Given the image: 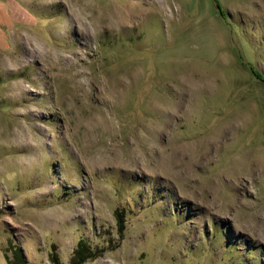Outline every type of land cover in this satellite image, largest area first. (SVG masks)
I'll return each mask as SVG.
<instances>
[{
    "label": "rangeland",
    "instance_id": "374dc122",
    "mask_svg": "<svg viewBox=\"0 0 264 264\" xmlns=\"http://www.w3.org/2000/svg\"><path fill=\"white\" fill-rule=\"evenodd\" d=\"M0 227L12 263L264 264V0H0Z\"/></svg>",
    "mask_w": 264,
    "mask_h": 264
},
{
    "label": "trees",
    "instance_id": "16d2710c",
    "mask_svg": "<svg viewBox=\"0 0 264 264\" xmlns=\"http://www.w3.org/2000/svg\"><path fill=\"white\" fill-rule=\"evenodd\" d=\"M216 6L218 9H220V5L217 4ZM120 218H122L123 215L119 214ZM123 219V218H122ZM120 219V223H123L124 220ZM123 229V228H122ZM21 254L20 249H18ZM100 256V251L92 250L85 242L80 241L77 244L76 249L73 251V255L70 261V264H84L87 261L94 260ZM50 261L52 264H60L57 257L55 255L50 256ZM8 263L9 264H26V261L24 257L16 258L15 263H12L10 261V258L8 257Z\"/></svg>",
    "mask_w": 264,
    "mask_h": 264
},
{
    "label": "crops",
    "instance_id": "0c3cea01",
    "mask_svg": "<svg viewBox=\"0 0 264 264\" xmlns=\"http://www.w3.org/2000/svg\"><path fill=\"white\" fill-rule=\"evenodd\" d=\"M8 241V235L5 230L0 227V264L8 263V253L6 251V243Z\"/></svg>",
    "mask_w": 264,
    "mask_h": 264
}]
</instances>
